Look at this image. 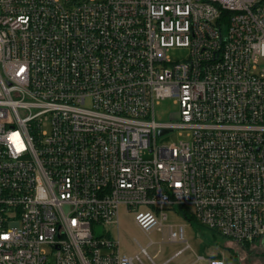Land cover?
Returning a JSON list of instances; mask_svg holds the SVG:
<instances>
[{"label":"built area","instance_id":"2783aa9c","mask_svg":"<svg viewBox=\"0 0 264 264\" xmlns=\"http://www.w3.org/2000/svg\"><path fill=\"white\" fill-rule=\"evenodd\" d=\"M174 207L264 241V0H0V264H155L120 249L121 208L185 244L168 264Z\"/></svg>","mask_w":264,"mask_h":264},{"label":"rangeland","instance_id":"374dc122","mask_svg":"<svg viewBox=\"0 0 264 264\" xmlns=\"http://www.w3.org/2000/svg\"><path fill=\"white\" fill-rule=\"evenodd\" d=\"M168 56L171 61H182L187 58L188 52L184 48H175L168 51ZM178 112V105L171 98L160 100L154 107L155 119L160 123L178 121ZM187 139L186 132L177 130L158 139V145H174ZM166 224L184 225L185 240L189 246L168 264H208V259L219 254L223 255L225 264H264V241L253 240L247 243L229 241L199 225L195 220L184 218L178 207L169 210ZM107 230L110 231V236H116L114 228ZM95 233H102V229L97 228ZM118 238L120 249L128 255L139 252V247L133 240H136L141 247L148 245L147 254L153 258L155 264H162L185 245L169 242L166 229L163 232L154 230L149 234L142 232L135 225L132 215L124 208L119 211ZM198 258L203 259L198 260ZM141 261L144 264H151L144 256H141Z\"/></svg>","mask_w":264,"mask_h":264},{"label":"trees","instance_id":"16d2710c","mask_svg":"<svg viewBox=\"0 0 264 264\" xmlns=\"http://www.w3.org/2000/svg\"><path fill=\"white\" fill-rule=\"evenodd\" d=\"M180 212L183 214L184 218L188 219V220H193V218L191 217V215H189L187 213V210L184 208H180Z\"/></svg>","mask_w":264,"mask_h":264},{"label":"water","instance_id":"95a60500","mask_svg":"<svg viewBox=\"0 0 264 264\" xmlns=\"http://www.w3.org/2000/svg\"><path fill=\"white\" fill-rule=\"evenodd\" d=\"M166 132L165 131H161L160 133H159V135H162V134H165Z\"/></svg>","mask_w":264,"mask_h":264},{"label":"crops","instance_id":"0c3cea01","mask_svg":"<svg viewBox=\"0 0 264 264\" xmlns=\"http://www.w3.org/2000/svg\"><path fill=\"white\" fill-rule=\"evenodd\" d=\"M220 255V254H219ZM216 256H218V255H216Z\"/></svg>","mask_w":264,"mask_h":264}]
</instances>
